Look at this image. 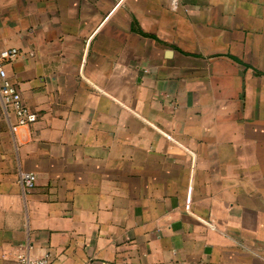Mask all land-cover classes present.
<instances>
[{
	"label": "crops",
	"instance_id": "crops-1",
	"mask_svg": "<svg viewBox=\"0 0 264 264\" xmlns=\"http://www.w3.org/2000/svg\"><path fill=\"white\" fill-rule=\"evenodd\" d=\"M12 47L0 264H264V0H0Z\"/></svg>",
	"mask_w": 264,
	"mask_h": 264
},
{
	"label": "built area",
	"instance_id": "built-area-1",
	"mask_svg": "<svg viewBox=\"0 0 264 264\" xmlns=\"http://www.w3.org/2000/svg\"><path fill=\"white\" fill-rule=\"evenodd\" d=\"M17 55V49L4 48L0 50V99L9 107L15 116V127L26 126L37 120V114L24 102L17 87L7 78L3 63L13 60ZM19 179L24 189H32L36 183V176L31 172H20ZM17 264H49L45 257L30 258L28 255L19 253L16 258Z\"/></svg>",
	"mask_w": 264,
	"mask_h": 264
}]
</instances>
